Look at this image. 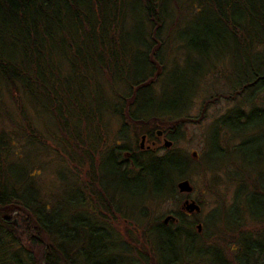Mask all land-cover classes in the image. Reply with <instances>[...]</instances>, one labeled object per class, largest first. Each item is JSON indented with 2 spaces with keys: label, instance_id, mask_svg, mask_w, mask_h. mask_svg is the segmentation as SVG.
Masks as SVG:
<instances>
[{
  "label": "trees",
  "instance_id": "trees-1",
  "mask_svg": "<svg viewBox=\"0 0 264 264\" xmlns=\"http://www.w3.org/2000/svg\"><path fill=\"white\" fill-rule=\"evenodd\" d=\"M177 48L193 55L187 64L195 80L173 83L175 100L143 107L146 93L167 97L153 93L154 84L177 71L170 58ZM213 70L226 83L235 79L227 99L249 95L247 111L236 107L217 122L245 145L256 128L264 133V96L256 104L264 95V0H0V264H119L111 254L120 244L112 222L132 221L103 177L115 173L121 184L138 187L120 190L152 209L173 198V178L186 175L190 161L156 156L136 140H156L158 128L168 135L157 112L179 117L182 103L217 87L202 88ZM107 118L118 123L111 143ZM127 135L134 142L127 144ZM49 143L73 165L54 172L60 196L47 190L43 175H52L50 163L65 164L49 154ZM245 177L237 194H252L247 215L264 225V173ZM239 208L228 209L231 223L222 221L232 239L224 244L229 260L227 249L208 239L206 221L188 220L178 208L167 223L168 215L145 224L143 236L156 252L188 247L201 264H264V229L241 235ZM140 212L134 222H148V212Z\"/></svg>",
  "mask_w": 264,
  "mask_h": 264
},
{
  "label": "rangeland",
  "instance_id": "rangeland-1",
  "mask_svg": "<svg viewBox=\"0 0 264 264\" xmlns=\"http://www.w3.org/2000/svg\"><path fill=\"white\" fill-rule=\"evenodd\" d=\"M192 56L193 55H190L187 51H182V49L179 48L173 51L170 58L176 63L177 71L172 74L171 71L173 70L165 71V73L157 79V84H154L153 91V93L160 94L159 97L161 94L167 97L154 98V94L151 95L146 93L142 96L140 101L143 107L149 106L150 102H152L153 106L159 105L160 103H168L180 96L177 90L179 87L174 84L181 83L184 77L185 81L195 80L193 73L189 70L191 66L187 64L188 57ZM224 66L226 69L229 67L227 61ZM234 81L235 79L233 78L226 83L223 75L221 76L217 71L213 70L209 72L208 77L202 83V88H205L207 85L209 86L208 82L213 85L217 83V87L210 90V86L206 93L194 95L193 98L182 103L181 108H179V117H187L189 119L188 122L176 123V118L179 117L175 116L171 111H167L165 113L166 115L157 112V116H159L162 121L166 122L162 127L165 126L169 130L166 139L171 141L172 145L170 148L166 149L163 146V141H157L159 143V148L153 150V154L162 156L165 153H176L184 156L190 161L186 168V175L183 174L177 179L173 178V183L176 186V192L173 194V198H170V200L166 202H162V205L152 209L149 207V202H146V200L141 201L140 197L131 198L126 196V194L124 195L120 190L125 188L132 191L134 189V192L137 193L139 191L138 187H133L131 184H121L118 175L115 173L111 174L112 177L108 174H105L103 177L102 182L106 185L105 187H107L110 194L115 195L116 199L120 201L121 210L130 216V220L132 221L127 224L128 226L126 227L120 222H112V225L115 227L114 233L117 235V237L114 238H118L120 244L123 245L122 247L119 244L118 250L116 248L111 251V254L117 257L119 264H158L156 253L159 257L162 256L163 261L167 264H201V261L196 260L188 247L182 249L178 245V248L176 247L175 249L166 248L164 253L160 250L156 252L152 250L150 244L147 243L146 236H143L144 229L142 228L145 224L147 225L149 223V225H153L154 219L158 217L164 218L166 215H170L169 212L175 208H178L183 213H187L181 208L186 200H193L198 203L201 209L198 214L192 213V215L190 214L186 219H196L202 225L203 221H206L204 224L207 225L209 231L211 230L208 239L210 238L211 244L217 243V246L220 245L219 248H224L222 250L227 249L225 253L228 255V260L233 258V254L232 252L231 254L228 253V248L224 244L227 242L229 243L232 239L230 236H227L226 233L223 235L221 228L223 227V220L225 223H231V218L227 213L230 207H234L235 205L240 207L239 212L243 216V219L239 220L241 225L239 233L241 235L246 234L250 229H253L251 232L262 231L264 229V225L253 224L254 221H251L252 219L247 215L244 205L250 204L252 194L247 193L244 197L242 192L239 191L237 194L236 190L238 189L240 180L244 179V176L252 178L256 176L259 171L264 173V133L256 128L254 133L250 132L252 135H246L244 141H246L247 144L240 146L243 142L240 137L236 138V136L230 135L231 132L227 129H217V122H219V119L232 113V110L236 107L243 108L246 111L249 108L246 106V103L243 102L244 97L248 98V93L246 96H240L235 100L226 98L227 95L225 94L231 93L230 90L232 87L237 85ZM217 94L219 95L216 96ZM222 94L225 96H221ZM213 96L219 99L214 100L215 98H212V100H207ZM262 96L264 95L258 94L256 96V104L260 103V97ZM203 102L205 103L203 104ZM144 109L145 108H143V110ZM199 118L200 120L194 122ZM257 122L258 121L254 120L251 124H256ZM105 123L110 124L109 138L111 139H109V143H111V141L114 140L112 137L116 136L118 123L116 124L114 120L112 122L110 118H107ZM214 127L217 130H214ZM160 129L161 128H158L156 130V136L157 132L161 131ZM127 137V144H131V141L134 142L131 135H127ZM142 137H144L143 141ZM145 137V135H139L136 140L140 145L142 143V148L150 145V141ZM49 144L50 150L52 148V150L55 151H50L51 153L49 154L54 156V160L58 158L61 161H65V164L62 166L59 165L58 162H52L48 165L49 167L46 168L48 172L51 170L50 173L52 172V175L44 172L43 175L47 182V190H50V193H55L57 196H60L63 193V188L61 187L59 179L55 177L54 172L57 174V171L62 169L65 173L66 170L72 169L73 165L62 158L60 155L62 151L56 148V144ZM259 150L262 152L261 156L258 154ZM193 153L196 154L193 155ZM218 154H220L221 157H218ZM252 179L249 180L252 181ZM182 180L189 181L193 188L191 193L186 194L178 191L177 183ZM247 192H251L249 188H247ZM140 209L148 212V222L139 219H137V222H134V217L132 216L139 218L141 215ZM152 233L154 232H151V234ZM155 237L156 236H153V238ZM219 237L222 238L224 242L219 241ZM162 241L166 244L169 240L167 237H162ZM181 243L186 245L188 242L185 241ZM229 245L231 246L232 244L230 243ZM185 250L189 252H185ZM200 256L203 255L200 254ZM175 258H177V260H174ZM232 262L235 263L234 261Z\"/></svg>",
  "mask_w": 264,
  "mask_h": 264
},
{
  "label": "water",
  "instance_id": "water-1",
  "mask_svg": "<svg viewBox=\"0 0 264 264\" xmlns=\"http://www.w3.org/2000/svg\"><path fill=\"white\" fill-rule=\"evenodd\" d=\"M157 134L158 135H160L161 134V131H158L157 132ZM144 140V137H142V141ZM171 142L169 141V140H166V139H164L163 140V146L165 147V148H169L170 146H171ZM141 147H142V143H141V145H140ZM196 153H193V155H195ZM177 188H178V191L180 192V193H186V194H188V193H191L192 192V190H193V188H192V186L190 185V183H189V181L188 180H182V181H180L179 183H177ZM183 210H185V212H187V213H189V214H191V213H199L200 212V207H199V205L196 203V202H194L193 200H191V201H189V200H186L184 203H183V205H182V207H181ZM173 219V217L172 216H166L165 218H164V223H167L169 220H172ZM197 229H198V231H200V229H201V226L200 225H197Z\"/></svg>",
  "mask_w": 264,
  "mask_h": 264
},
{
  "label": "flooded vegetation",
  "instance_id": "flooded-vegetation-1",
  "mask_svg": "<svg viewBox=\"0 0 264 264\" xmlns=\"http://www.w3.org/2000/svg\"><path fill=\"white\" fill-rule=\"evenodd\" d=\"M157 140H152V141H150V145L149 146H147V147H141L140 146V144H139V147L141 148V149H145V150H150V151H153V150H156V149H158L159 148V143L157 142V141H160L161 140V142L164 140V139H166V137H167V135L162 131L161 132V134L160 135H158L157 134ZM146 138V137H145ZM144 146V145H143ZM185 214V213H184Z\"/></svg>",
  "mask_w": 264,
  "mask_h": 264
}]
</instances>
